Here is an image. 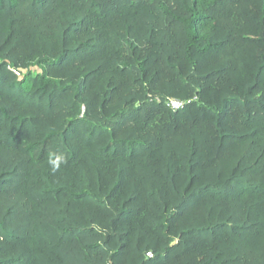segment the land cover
Masks as SVG:
<instances>
[{
    "label": "trees",
    "instance_id": "1",
    "mask_svg": "<svg viewBox=\"0 0 264 264\" xmlns=\"http://www.w3.org/2000/svg\"><path fill=\"white\" fill-rule=\"evenodd\" d=\"M0 264H264V0H0Z\"/></svg>",
    "mask_w": 264,
    "mask_h": 264
},
{
    "label": "clouds",
    "instance_id": "2",
    "mask_svg": "<svg viewBox=\"0 0 264 264\" xmlns=\"http://www.w3.org/2000/svg\"><path fill=\"white\" fill-rule=\"evenodd\" d=\"M65 162V157L63 154L53 153L49 156L48 159V163L51 166V170L53 173L58 171L61 168L62 164H64Z\"/></svg>",
    "mask_w": 264,
    "mask_h": 264
},
{
    "label": "built area",
    "instance_id": "3",
    "mask_svg": "<svg viewBox=\"0 0 264 264\" xmlns=\"http://www.w3.org/2000/svg\"><path fill=\"white\" fill-rule=\"evenodd\" d=\"M15 74L18 73L15 71ZM167 106L172 110H177L183 106V102L176 99H169L167 102Z\"/></svg>",
    "mask_w": 264,
    "mask_h": 264
},
{
    "label": "rangeland",
    "instance_id": "4",
    "mask_svg": "<svg viewBox=\"0 0 264 264\" xmlns=\"http://www.w3.org/2000/svg\"><path fill=\"white\" fill-rule=\"evenodd\" d=\"M171 99H176V98H171ZM176 100H179V99H176ZM180 101V100H179Z\"/></svg>",
    "mask_w": 264,
    "mask_h": 264
}]
</instances>
